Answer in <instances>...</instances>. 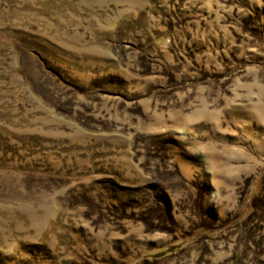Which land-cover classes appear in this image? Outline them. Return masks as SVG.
Returning a JSON list of instances; mask_svg holds the SVG:
<instances>
[{"label":"rangeland","instance_id":"obj_1","mask_svg":"<svg viewBox=\"0 0 264 264\" xmlns=\"http://www.w3.org/2000/svg\"><path fill=\"white\" fill-rule=\"evenodd\" d=\"M0 264H264V0H0Z\"/></svg>","mask_w":264,"mask_h":264}]
</instances>
